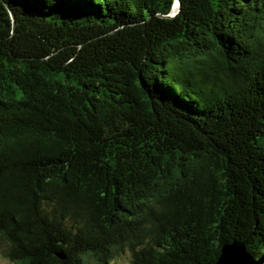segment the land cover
<instances>
[{
    "label": "trees",
    "instance_id": "obj_1",
    "mask_svg": "<svg viewBox=\"0 0 264 264\" xmlns=\"http://www.w3.org/2000/svg\"><path fill=\"white\" fill-rule=\"evenodd\" d=\"M0 0V246L17 264H264V0Z\"/></svg>",
    "mask_w": 264,
    "mask_h": 264
},
{
    "label": "water",
    "instance_id": "obj_2",
    "mask_svg": "<svg viewBox=\"0 0 264 264\" xmlns=\"http://www.w3.org/2000/svg\"><path fill=\"white\" fill-rule=\"evenodd\" d=\"M179 0H176L170 16L178 12ZM214 264H253L252 256L246 251L243 242L232 241L220 248V253Z\"/></svg>",
    "mask_w": 264,
    "mask_h": 264
},
{
    "label": "rangeland",
    "instance_id": "obj_3",
    "mask_svg": "<svg viewBox=\"0 0 264 264\" xmlns=\"http://www.w3.org/2000/svg\"><path fill=\"white\" fill-rule=\"evenodd\" d=\"M0 264H17L1 254V246H0ZM108 264H130V253L126 251V253L122 254L120 257L116 258L113 261H110Z\"/></svg>",
    "mask_w": 264,
    "mask_h": 264
}]
</instances>
